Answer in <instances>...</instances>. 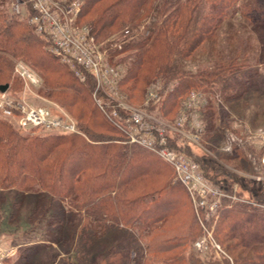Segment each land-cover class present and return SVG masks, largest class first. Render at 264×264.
Segmentation results:
<instances>
[{
    "label": "trees",
    "instance_id": "obj_1",
    "mask_svg": "<svg viewBox=\"0 0 264 264\" xmlns=\"http://www.w3.org/2000/svg\"><path fill=\"white\" fill-rule=\"evenodd\" d=\"M82 15L89 18L86 24L97 39L108 37L114 30L132 31L147 17L153 18L143 26L148 31L146 36L124 43L125 76L121 84L138 79L145 67L147 70L153 67V71L160 73L164 81H176L174 90L166 96L171 98L170 103L177 104L176 101L190 89L216 94L218 88L225 85L226 77L238 72L247 77L248 69L243 65V58L239 61L235 57L223 60L218 54L217 60L208 67L183 70L182 66L197 48L209 42L218 31H232L236 16L239 15L248 24L264 25V0H84L78 17ZM7 16L4 13L0 15V72L9 65L4 54L36 59L30 55L38 49L33 38L18 24L17 18ZM7 18L9 21H5ZM152 48L153 55L150 56L148 52ZM48 56L53 61V57ZM42 65L48 72L57 71L54 65ZM56 65L64 66L60 63ZM247 78L241 81V86ZM1 84L8 85L6 82ZM227 84L231 86L230 81ZM61 85L65 90H73L68 94L69 98L64 95L66 92L63 93V98L68 99H65L66 103L74 105L82 100L73 85ZM242 92L244 89L235 97ZM212 103L206 110L212 108ZM212 113L208 119L205 116L207 113L203 117L206 125L204 140L213 151L209 143H213L217 130ZM103 125L101 122L100 126ZM86 130L89 134L87 141L73 134H19L0 121V188L46 196L43 209L46 213L54 211L50 219L56 224L53 233L58 237H61L67 212L83 213L82 224L72 229L75 264H152V261L153 264H177L183 261L182 253L175 252L183 244L182 236L160 239L153 243V248L150 243L146 244V251L171 253V256L166 255L158 261L142 258L136 250L140 225L145 227L142 234L146 237L158 228L154 223L164 221L176 209L173 197L156 198L153 193L141 192L142 178L153 175L155 163L148 154L157 157L137 145L113 141L118 133L110 125L107 130L115 132L114 136ZM234 154L238 156L239 151L236 149L230 155ZM122 187L124 190L120 189ZM125 187L133 188L135 193L139 189L140 193L128 197L130 190ZM184 192L187 195L185 189ZM146 198L150 199L144 204ZM218 211L225 218L230 216L227 212L238 213L240 210L221 207ZM140 216L148 221L143 222ZM241 216L228 223L225 239L235 241L233 245L228 243L224 247L233 254L234 264H264V215L250 211L244 226L236 224L244 218ZM137 221L142 223L137 225ZM130 222L136 229L132 233L127 231ZM132 252L135 253L133 257ZM187 260L189 264H203L193 255Z\"/></svg>",
    "mask_w": 264,
    "mask_h": 264
},
{
    "label": "rangeland",
    "instance_id": "obj_2",
    "mask_svg": "<svg viewBox=\"0 0 264 264\" xmlns=\"http://www.w3.org/2000/svg\"><path fill=\"white\" fill-rule=\"evenodd\" d=\"M48 1L53 3L60 2L61 0ZM16 2H22L23 14L21 16H17L16 14L12 15L13 13H11V6ZM0 12L8 16L11 15L13 18L16 17L17 21H19L18 24L24 31L28 32L27 34L33 38V41L38 47L37 52L30 55L36 59H27V57L21 55L4 54V57L9 61L7 68L0 72V83H8L5 92L10 96H22L30 104L46 105L53 114L66 113L76 122L79 129L87 135V138H89V134L86 133V129L92 132L108 133L114 136L115 132L107 130L109 125L102 115L99 114L91 99V83L77 81L73 78L74 76L71 72V74L66 72L64 66L60 67L56 65L58 62L54 58L52 61V58L44 51V40L38 36L34 27L25 21L24 15L30 12L29 0H0ZM88 19L85 15L77 17V25H86L90 31V27L86 24ZM152 20L153 18L147 17L142 21L143 23L140 26L132 29L130 33L133 34V39L144 37L145 33L143 32L145 29H143V26H146ZM5 21H9V19L7 18ZM243 25L245 26L243 27ZM232 29V31H218L215 37H212L209 42H204L201 48H197L192 53V56L183 62V70L205 68L217 60L219 54L223 57V60H228V57H235L237 58L235 60L239 61L240 58H243V65L248 69L246 71L248 78L243 72H238L232 74L229 78L226 77L227 81L224 84L226 85L230 81L231 86L227 84L220 89L218 88V102H213L211 104L212 108L205 110V113L208 114L205 115L207 119L211 111H213L212 119L217 131L214 133L213 143H209V145L212 144L210 146L214 150H207L208 143L204 141L201 144L202 147H194V154L203 162L207 173L214 180L215 178H220L219 181L225 182L227 185L231 182H238L241 185L242 191H238L237 196L246 195L243 192L246 188L248 189L247 195L252 193L254 201L262 203V200H264L263 188L258 183L250 180L251 175L257 170L256 159L262 151L259 146L260 143L251 137L248 140L249 143H244L237 148L239 151L238 156L235 154L230 155L233 152L227 154L219 150V145L224 140L225 129L240 133L241 126L244 124L248 125L247 127H250V129L264 126V25L255 26L254 24H248V21L241 19L238 15L235 17ZM120 30L111 31L110 35L104 39L100 37L98 39L95 38L104 45H110L111 40L122 37L123 33ZM148 53L152 56L153 48ZM125 55L126 52H123L119 58L121 63L124 64L123 57ZM17 63L26 65L39 79V84L36 86L26 85L25 81L14 70ZM42 64L54 65L57 71L48 72L42 68ZM53 78H56V80H53ZM246 78L248 79L247 82L244 86H241V81ZM155 79L164 81L160 73L156 74L153 71V67L149 70L145 67V69H142L138 79L120 84L118 90H120L121 94L126 95L125 100L129 104L140 106L144 97V88H146L150 81ZM61 84L73 85L74 91L77 92L76 94L82 100L76 102L74 105H71L70 102L66 103L65 99L69 98L68 94L73 90L71 92L65 90ZM243 89L244 92L238 95V97H235ZM63 93H65L64 95L67 98H63ZM179 100L176 101L177 104H173V102L171 104L169 102L171 98L164 96L162 103L155 104L150 111L158 120L167 121L175 114ZM169 111L170 113L167 114ZM0 121H3L9 130L19 134H53L40 130H21L14 122L1 116ZM101 122L104 124L102 127L100 126ZM75 136L86 140L81 135ZM148 156L155 163L153 166V175L142 178L141 184L143 187L141 192L147 191L148 193H153L156 198L173 197L176 200H174L176 203L174 207L176 209L164 221L154 223V226H158V228L153 229L150 235L146 237L142 234L146 229L140 225L141 234L137 238L136 246L138 255H141L142 258L154 259L155 261L166 257V255L171 256V253L157 254L151 252L149 249L146 251V244L150 243L151 248H153V243L158 242L160 239L176 235V238L183 237L181 238L183 240L182 246L175 251L182 253L183 261L177 262V264H189L187 259L190 255L196 257L203 264H207L208 262L234 264L233 254L224 247L228 243L233 245L235 241L225 239V234L229 229L228 223L233 222L237 216L242 215L244 218L241 221H237L236 224L244 226L245 217L250 211L264 215V207L247 204L240 199L231 202V204L224 197L221 199L224 209L232 208L240 211L238 213L227 212L230 213V216L225 218L219 211L205 212L200 210L197 215L189 196L185 194L182 186L172 179L169 165L157 160L151 154H148ZM161 186L162 189H160ZM131 187H125L126 190H130L127 195L128 197L140 193L139 189L135 193ZM120 189L124 190L123 187ZM123 194L124 192L121 195L123 196ZM46 198V196L22 193L15 189L0 188V264H75L76 251L71 244L72 229L76 225L82 224L84 219L82 218L83 213L67 212L65 216L67 220L64 221L61 227V237H58L53 233L56 229V224L50 219L54 211L49 210L46 213V209H43ZM148 199L150 198H146L144 204ZM64 204L66 205V202ZM141 218L143 222L148 221L144 216ZM140 223L142 222L137 221V225ZM128 225L127 231L129 233H132V230H136L131 226L132 222ZM259 229L261 230V228ZM198 240L203 241L201 246H196L195 243ZM239 249L238 247L237 251ZM134 255L135 253L132 252L131 257ZM246 255L247 253L244 256Z\"/></svg>",
    "mask_w": 264,
    "mask_h": 264
},
{
    "label": "built area",
    "instance_id": "obj_3",
    "mask_svg": "<svg viewBox=\"0 0 264 264\" xmlns=\"http://www.w3.org/2000/svg\"><path fill=\"white\" fill-rule=\"evenodd\" d=\"M83 3L84 0L53 3L29 0L30 12L24 17L44 40V51L67 67L77 81L91 83V99L96 109L118 133L114 141L137 145L168 164L173 180L185 189L197 215L200 210L218 211L223 206L221 199L224 197L230 203L240 199L247 204L264 207V200L255 202L251 192L247 195L246 188L243 191L246 195L237 196V192L242 191L238 182L227 185L219 181L220 178L214 180L194 154V147H202L205 141V110L211 101L218 102V94L190 89L180 98L173 117L162 121L153 116L150 109L174 90L176 81L155 79L144 88L140 106L129 104L125 100L126 95L118 90L125 76V64L119 58L124 52V43L131 41L133 34L125 30L122 37L111 40L110 45L98 42L86 25H77ZM11 10L21 16L22 2L13 3ZM143 33L146 36L148 31ZM14 70L26 85L39 84V79L26 65L17 63ZM0 116L14 122L21 130L81 135L89 140L66 113L53 114L46 105L30 104L24 97L10 96L5 91L0 92ZM247 126H241L240 133L225 129L219 150L232 153L240 145L249 143L251 137L259 142L262 151L256 159L257 170L250 180L258 183L264 194V126L255 129ZM202 243L198 240L195 244L201 246Z\"/></svg>",
    "mask_w": 264,
    "mask_h": 264
},
{
    "label": "water",
    "instance_id": "obj_4",
    "mask_svg": "<svg viewBox=\"0 0 264 264\" xmlns=\"http://www.w3.org/2000/svg\"><path fill=\"white\" fill-rule=\"evenodd\" d=\"M7 87H8L7 84H1V85H0V91H1V92H2V91H5Z\"/></svg>",
    "mask_w": 264,
    "mask_h": 264
}]
</instances>
